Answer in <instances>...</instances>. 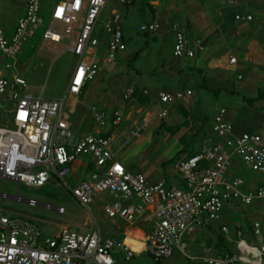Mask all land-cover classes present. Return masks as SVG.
Returning <instances> with one entry per match:
<instances>
[{"label":"built area","instance_id":"2783aa9c","mask_svg":"<svg viewBox=\"0 0 264 264\" xmlns=\"http://www.w3.org/2000/svg\"><path fill=\"white\" fill-rule=\"evenodd\" d=\"M109 1L61 0L52 12L58 27L50 25L43 34L44 38L57 42L67 39L68 50L81 58L64 98L46 99L44 90L40 96H34L24 91L28 86L25 78L18 74L11 79L0 75V96L8 97L14 104V125L0 126V178L38 186L64 181L79 156H91L95 170L90 177L74 187L65 181L64 184L75 199L89 210L96 196L108 192L112 200L105 202L104 210L112 218L133 222L149 206L153 207L155 219L147 237V252L159 262L171 257L175 249L185 251V237L221 219L226 204L237 202L249 206L264 200V121L258 132L235 135L234 125L226 117L227 109L221 108L213 122V131L221 140L202 146L197 154L186 155L178 163L185 182L183 187H169L165 180L152 183L145 173L129 170L116 158L111 146L125 115L123 108L117 109L108 120L104 110L94 107L92 117L97 124L96 132L77 137L74 123L65 109V100L70 94H80L87 81L94 79L100 69L99 61L83 58L92 54L99 44L95 35L96 25ZM24 2L25 13L18 19L13 35L9 36L0 27V52L12 60L5 63L8 69L17 65L25 45L43 21L42 0ZM231 3L236 4V1ZM235 18L250 21L254 16L237 13ZM64 26L66 34L62 33ZM159 29L158 22L141 26L143 32L152 34ZM106 32L109 35L106 59L113 62L127 48L120 15L113 16ZM202 48L201 40L192 41L182 28L175 27V56L192 57L196 49ZM236 62L237 57L231 56L230 63ZM77 76L80 77L79 83ZM135 92L134 86L129 87L124 100L132 99ZM191 94V90L160 92L159 98L164 103H174ZM260 107L264 111V98ZM167 114L168 109L165 108L157 116L163 118ZM146 123L144 121L130 130V136L141 138L147 129ZM109 126L110 134H103L101 130ZM234 155L263 176L254 186H247V179L242 175H229ZM203 162L209 166H204ZM0 197L4 200L9 196L0 193ZM29 203L37 204L34 200H29ZM58 211L63 213L64 208L60 207ZM252 225V238L256 244L242 238L239 230L236 251L217 254L212 247L204 258L206 264H264L262 222L257 220ZM222 229L229 233L227 225ZM115 248L124 251L127 261L134 256L133 249L122 240L105 236L100 227L86 233L64 227L56 236L49 237L35 222L8 215L0 206V264H117L113 254Z\"/></svg>","mask_w":264,"mask_h":264},{"label":"crops","instance_id":"0c3cea01","mask_svg":"<svg viewBox=\"0 0 264 264\" xmlns=\"http://www.w3.org/2000/svg\"><path fill=\"white\" fill-rule=\"evenodd\" d=\"M44 1L46 0H42V10ZM59 1L61 0H55L51 13ZM232 1H236V4H232ZM136 3L137 0H127L126 2L110 0L104 7L101 15L106 10H108V15L103 20H101L100 15L95 30V35L99 38V44L94 48L92 54L83 58L87 61H99L100 69L94 79L87 81L80 94H70L66 97L65 103L70 99L73 104V108L70 111H66L74 123L75 135L79 137L82 134L96 132L97 124L92 117V109L94 107L104 110L108 120H111L117 109L123 108L125 115L117 128V133L111 146L116 158L129 170L145 173L148 180L152 183L165 180L166 185L169 187H183L185 182L179 172L178 163L188 153H182L185 149L181 140H185V143H187L186 139L193 132L194 124H188L176 134L171 133L169 130H173L174 127L184 122L173 123L174 121L177 122L179 115L184 116L185 113L193 115L195 105L200 102V92L194 91L192 87V84H198L199 80L192 71L196 70L200 76L207 74L218 85L216 88L218 93L221 94L222 91L226 93L223 98L227 101L220 109H227L226 117L233 123L235 135L244 132H258L262 128L264 111L260 107L261 100L248 104L243 100V97L245 96L249 99L257 98L258 92L264 90L261 87L263 81L258 79L250 84L240 82L244 79V76L240 73V63L243 59L248 61L255 60L256 62H259V60L264 61V0H147L148 10L143 11V17L139 16V12L136 9L130 11V7L135 6ZM25 9L24 0H0V27L4 28L9 36L15 32L18 19L25 13ZM237 13L243 15L252 14L254 18L250 21H238L235 18ZM115 14L121 17L123 36L127 48L119 54L115 61L109 62L106 59L109 38L106 26ZM151 22H158L160 25L158 32L154 33V40L165 57H160L157 62H153L151 65L153 70L145 73V70L134 68L131 61L141 57L144 51L140 56L137 53L146 49L147 44L143 49L134 51L135 49L131 48L127 35L133 34L135 26H138L141 31L143 24ZM81 25L82 23L79 25L80 28ZM176 26L182 28L190 40L202 41L203 48L200 50L196 49L194 56H175ZM145 35L149 36L150 34L145 33ZM158 37L159 39L157 40ZM156 40H160V44ZM133 41L136 42L137 40L134 39ZM141 44L143 45V43ZM231 56L237 57L235 64L230 63ZM77 58L79 63L81 58L78 56ZM8 61L12 62L11 59L6 58L0 52V75L11 79L15 74H18L26 79L24 73H27V69L25 65L20 63L19 58L17 65L12 69L6 68L5 63ZM159 65H163L162 74L156 73ZM138 67L140 68V66ZM6 72L7 74L11 73V76H6ZM235 80H239V82H236V84ZM203 81L205 82L206 79L203 78ZM131 86H134L138 95L125 101L124 94ZM26 88H24L25 92H27ZM243 89L251 93L257 92V94L247 96L242 92ZM67 90L63 97L55 96L46 99L64 98ZM178 90H191L192 94L174 103L160 101V92H175ZM2 97L9 100L6 96ZM237 97H242L243 102H240ZM165 108L168 109V114L163 118H159L157 116L158 112ZM87 120L90 122L89 127L84 126ZM144 121L147 122V129L142 137H131L130 130ZM200 129L201 125H199V131ZM211 129L213 131V123ZM101 131L103 134L109 135L111 126ZM199 131L197 130L196 133ZM196 133L194 132L193 134ZM132 139L135 142L129 144ZM220 140L221 138L213 131V135L209 138L210 144ZM151 148L152 150L156 148L157 154L150 152ZM238 158L239 161L237 160ZM232 160L233 165L229 175L231 177L241 175V170L239 169L242 165L241 158L234 155ZM94 170L95 164L91 156H79L74 161L72 171L68 176L72 177L76 182L74 186H76L82 180L89 178ZM262 177L259 174V176L246 178L247 186H254ZM97 197L103 198L101 207H98L101 224L96 219L95 225L88 228L86 232L100 227L105 236H112L122 240L126 246L133 249L134 256L148 253L147 237L152 231L155 219L153 207L149 206L142 216L133 222H128L118 217H109L106 214L104 210L105 202L112 200V196L108 192L95 198ZM253 204L264 206V200L256 201ZM239 206L242 205L236 202L227 204L223 213L225 210L229 211L234 222L231 224L242 228L244 226L243 222L235 211V208L238 209ZM88 222V219L84 221L83 226L85 228H87ZM214 222H210L205 228L196 229L186 236L189 237L195 233L203 235L206 233V229L213 233L207 236V240L200 239L198 253L188 252L189 242L187 239H185L187 242L186 250L175 249L174 253L180 257H185L192 264H206L204 258L210 248L213 247L217 254H222L214 243L212 245L209 244V238L216 237L219 225H227L229 227V233L223 231L222 234L232 245L231 251H236L235 241L240 238L238 231H234L228 222L220 223L218 226ZM210 226H212L213 230L210 229ZM240 230L242 232V229ZM135 242L137 243L136 247L134 246ZM115 249L118 250L117 255H125L122 249ZM113 254L115 256L114 251ZM115 258L117 264H122L117 257ZM167 259H163L157 264H167ZM79 264L84 263L80 262Z\"/></svg>","mask_w":264,"mask_h":264},{"label":"rangeland","instance_id":"374dc122","mask_svg":"<svg viewBox=\"0 0 264 264\" xmlns=\"http://www.w3.org/2000/svg\"><path fill=\"white\" fill-rule=\"evenodd\" d=\"M54 2L55 0L44 1L42 10L43 23L27 42L23 53L19 57L20 63L25 65V68L27 69V73H24L28 83L26 91L34 96H39L44 90L45 98L55 96L63 97L65 95L73 71L78 63L76 54L68 50L69 41L67 39L57 42L44 38V31L50 24H54L56 29L58 27V22L53 20L51 13V8ZM147 8V0H137L135 6L130 7V11L136 9L139 12V16L143 17V11L148 10ZM107 13L108 10L101 15V20L107 17ZM65 28L66 27L64 26L62 29L63 34H66ZM79 29L75 34L76 39L78 38ZM145 33L150 35L147 36ZM154 35L155 34L149 32L140 31L138 26H135L132 35H127L131 48L135 49L134 51L143 49L147 44L141 57L131 61L134 68L145 70V73L153 70V67H151L153 62H157L160 57H165L155 43ZM134 39L137 41L134 42ZM158 39L159 37L157 40ZM141 43H143V45ZM157 43L160 44V40L157 41ZM60 53L62 54L60 55ZM138 66H140V68ZM240 68V73L244 76V79L240 82L250 84L259 79L263 81L261 87L264 89V61L259 60V62H256L255 60L248 61L247 59H243L240 63ZM163 70V65H159L156 73L162 74ZM192 72L199 80L198 84L194 83L192 84V87L194 91L200 92V102L195 105L193 109L192 116L194 119H190L191 123L194 124L193 132L186 139L188 147L191 150L211 143L209 142V138L213 135L211 125L213 123L214 115L227 101L223 98V96L226 95L223 91L220 94L218 92L214 93L205 88L204 85H208L212 89L217 88L218 85L212 78H209L207 74L200 76L196 70ZM5 75L11 76V73L7 74L6 72ZM203 78L206 79L205 82L203 81ZM234 82H239V80H235ZM242 92L247 96L257 94V92L251 93L244 89ZM237 98L240 99V102H243L242 97ZM72 108V101L68 99L65 103V109L70 111ZM13 109L14 104L0 96V126L11 127L14 125ZM183 121H185L184 116L179 115L177 122L174 121L173 123L179 124ZM89 125L90 122L87 120L84 126L89 127ZM199 125H201L200 131ZM197 130L199 132L196 133ZM194 132L196 134H193ZM132 142H135V140L132 139L129 144ZM150 152L157 154L156 148L153 150L151 148ZM237 160L239 161V158ZM241 164V167L238 168L241 170L240 174L242 176L245 178L259 176V174L253 171L251 167L244 163ZM64 181L68 183L70 187H74L76 183L70 176L65 177ZM64 181H52L43 186H38L26 182L18 184L15 181L0 178V193H6L9 196L4 200H1L0 197L2 211L8 215L18 216L35 222L43 230L44 234L49 237L56 236L64 227H69L73 230L86 233L88 228L95 225L96 219H98L101 224V216L100 213H98V207H101L103 198H95L91 203V209L89 210L75 199L69 188L64 184ZM29 200H34L37 204L31 205ZM60 207L64 208L63 213L58 211ZM235 211L236 215L240 217L244 225L243 231L245 234L242 238L246 239L251 244H256L254 238L251 236L252 232L250 231L249 224H253V222L257 220L261 221L264 232V206L256 204L249 206L242 205L239 206L238 209L235 208ZM87 219L89 220V224L87 228H85L83 223ZM223 222H228L230 225L231 223H234L230 212L227 210H225L224 213L222 212L221 219L215 221L214 224L218 226ZM212 234V232L206 229V233L203 235H197L195 233L194 235L186 237L185 239L189 242L188 252L198 253L200 239L207 240V236ZM117 252L118 250L115 249V257H117L122 264H157V261L148 253L134 256L130 261H124L125 255H117ZM167 260V264H192L185 257H180L176 255V253Z\"/></svg>","mask_w":264,"mask_h":264},{"label":"trees","instance_id":"16d2710c","mask_svg":"<svg viewBox=\"0 0 264 264\" xmlns=\"http://www.w3.org/2000/svg\"><path fill=\"white\" fill-rule=\"evenodd\" d=\"M144 50H140L138 53H137V55L138 56H140L141 55V53L143 52ZM205 86V88L206 89H208L209 91H212V92H214V93H216V92H218V90H216V89H212L211 87H209V86H206V85H204ZM136 95H138L137 94V91L135 92V94H134V96H136ZM264 98V90H260L259 92H258V96H257V98H255V99H249L248 97H243V100L246 102V103H248V104H251L252 102H254V101H257V100H261V99H263ZM143 101V100H142ZM184 117H185V121L182 123V124H180V125H178V126H176V127H174L173 128V130H169L171 133H173V134H176L178 131H180L182 128H184L185 126H187L188 124H190L191 123V121H190V119H194L193 118V116H192V114H190V113H185L184 114ZM106 135H108V134H106ZM181 142H182V144H183V146H184V151H182V153H188V155L187 156H193V155H195V154H197L198 152H199V150H200V148H194L193 150H191V149H189V147H188V144L187 143H185L183 140H181ZM203 165L204 166H209V164L207 163V162H203ZM230 225V224H229ZM253 225L252 224H249V227H250V231L252 232V229H253V227H252ZM230 227H232V229L234 230V231H239L240 229H242V236H244V231H243V228H244V226L242 227V228H240L239 226H237V225H234V224H231L230 225ZM223 225H219V227L217 228V232H216V237H214V238H209V244H215L216 245V247L218 248V250H219V252L220 253H222V254H225V253H228V252H232L231 251V247H232V245L226 240V237L222 234L223 233ZM240 228V229H239ZM210 229H212L213 230V228H212V226H210ZM150 255V254H149ZM158 262V261H157Z\"/></svg>","mask_w":264,"mask_h":264},{"label":"snow or ice","instance_id":"6c2138e0","mask_svg":"<svg viewBox=\"0 0 264 264\" xmlns=\"http://www.w3.org/2000/svg\"><path fill=\"white\" fill-rule=\"evenodd\" d=\"M79 81H80V77H79V76H77V83H79Z\"/></svg>","mask_w":264,"mask_h":264},{"label":"bare ground","instance_id":"6f19581e","mask_svg":"<svg viewBox=\"0 0 264 264\" xmlns=\"http://www.w3.org/2000/svg\"><path fill=\"white\" fill-rule=\"evenodd\" d=\"M136 245H137V243L135 242V243H134V246L136 247Z\"/></svg>","mask_w":264,"mask_h":264}]
</instances>
